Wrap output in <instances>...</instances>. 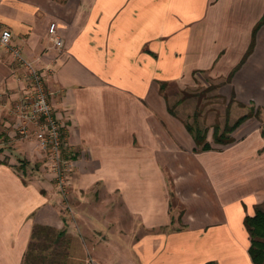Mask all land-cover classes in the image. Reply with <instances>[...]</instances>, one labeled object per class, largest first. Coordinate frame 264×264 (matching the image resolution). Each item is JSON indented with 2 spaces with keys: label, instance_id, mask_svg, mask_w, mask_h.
<instances>
[{
  "label": "crops",
  "instance_id": "obj_1",
  "mask_svg": "<svg viewBox=\"0 0 264 264\" xmlns=\"http://www.w3.org/2000/svg\"><path fill=\"white\" fill-rule=\"evenodd\" d=\"M262 18L264 0H0V28L45 76L78 203L76 227L49 155L16 137L24 70L0 45V264L24 263L35 226L64 232L63 264H254L243 219L264 202V126L202 149L164 90L224 76L259 116Z\"/></svg>",
  "mask_w": 264,
  "mask_h": 264
},
{
  "label": "rangeland",
  "instance_id": "obj_2",
  "mask_svg": "<svg viewBox=\"0 0 264 264\" xmlns=\"http://www.w3.org/2000/svg\"><path fill=\"white\" fill-rule=\"evenodd\" d=\"M224 79V76L212 75L209 72L197 73L193 76L189 84L181 85L178 82H170L164 90L169 104L174 106L179 116L190 122L194 127L199 126L203 129L206 128L207 141L216 147H223V145L220 143L218 145V143L213 141L212 133L214 125H217L221 131L227 122L232 124L238 116L254 108V106L247 101L243 102L246 99L240 101L236 99V96L234 98L231 94V87L229 85H224ZM178 100L181 101L180 104H178ZM257 106L258 105H255V108H258L261 113L257 116L258 118L254 120L253 125L262 127L264 126V105ZM14 108L15 104L12 107L13 112ZM196 115L199 119L197 124L194 120ZM16 137L18 139H34L33 135L25 136L20 134L17 130ZM63 157L69 163L68 167L63 172L66 178L65 194L59 190L60 188L56 183L55 177L54 182L64 202V213L68 212L74 216V225L78 227V219L75 218V211L77 210L78 203L75 205V203L68 198L70 194L68 182L73 164L70 155L64 151ZM47 168L48 167L45 169L48 172L55 173L53 168ZM260 207L264 208V202L260 203ZM68 242L69 239L67 237H62L57 240L55 234L46 236L45 232H40V234L32 240L31 252L26 256L23 264H58L59 259H64L65 255L68 253L66 248Z\"/></svg>",
  "mask_w": 264,
  "mask_h": 264
},
{
  "label": "built area",
  "instance_id": "obj_3",
  "mask_svg": "<svg viewBox=\"0 0 264 264\" xmlns=\"http://www.w3.org/2000/svg\"><path fill=\"white\" fill-rule=\"evenodd\" d=\"M50 39L56 47H62V38L57 34L55 22L49 25ZM0 45L4 46L16 63L24 70V89L15 103L14 112L19 118L16 130L25 136L33 135L37 145L50 157L59 190L65 194L66 178L63 174L68 161L63 157L64 135L61 121L55 116L50 101L45 76L12 41V31L0 28Z\"/></svg>",
  "mask_w": 264,
  "mask_h": 264
},
{
  "label": "trees",
  "instance_id": "obj_4",
  "mask_svg": "<svg viewBox=\"0 0 264 264\" xmlns=\"http://www.w3.org/2000/svg\"><path fill=\"white\" fill-rule=\"evenodd\" d=\"M264 22V18L261 19V21L258 22V24L254 28V32L259 27V25ZM253 44L250 45L248 52L252 49ZM231 77V74L229 75L228 79ZM252 116H258L256 112L253 111V109L245 114L240 115L237 117L232 124H229L228 122L225 124L224 128L220 131L219 127L217 125H214L212 137L213 141L215 143H220L222 145H227L235 141V138L231 135V133L240 126L245 120ZM196 124L198 123L199 119L198 116L194 118ZM186 127L188 130L193 134L194 140L198 146L202 149H210L212 145L210 142L207 141V129L200 128L199 126H192L190 122L186 123ZM244 225L249 233L250 238V246H249V254L251 256L252 261L254 264H264V208L260 207V204H257L255 207V211L253 214H246L243 219ZM40 232L44 233L46 236H50L54 233L51 232L50 228H45L42 226H35L33 231V236L36 237ZM64 232L60 231L57 234H55V238L59 240L63 236ZM31 249L28 251L27 254L31 252ZM56 263V262H55ZM58 264H63V262Z\"/></svg>",
  "mask_w": 264,
  "mask_h": 264
}]
</instances>
